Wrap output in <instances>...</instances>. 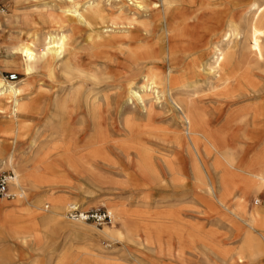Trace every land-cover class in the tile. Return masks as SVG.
Masks as SVG:
<instances>
[{"label":"rangeland","instance_id":"1","mask_svg":"<svg viewBox=\"0 0 264 264\" xmlns=\"http://www.w3.org/2000/svg\"><path fill=\"white\" fill-rule=\"evenodd\" d=\"M61 1L64 0H0V79L19 87L27 83L29 78L22 72L20 62L12 57L10 47L23 40L33 42L36 30L56 34L61 31L40 21V15H58ZM258 1L259 8L252 15L242 17L238 22L240 31L232 35L230 42L244 44L246 55L264 63V33L258 30V26L264 23V0ZM13 17L18 24L10 25ZM86 37L87 32L80 29L71 42L75 41L79 50L80 65L91 71L90 58L84 50ZM110 59L117 60L113 55ZM154 67L168 70L166 64ZM10 74H17L19 82H9L7 77ZM116 74L114 68L107 69L110 78ZM112 80L97 82L89 76L70 78L59 74L51 81L40 73L37 83L44 88V96L48 97L47 100L44 97L42 102L57 100L62 105L70 95H74L78 104L58 117L53 116V107L35 119L29 116L30 112L22 116L29 125L21 133L16 151L20 161L13 168H22L30 178L25 195L19 201L22 208L11 207L10 204L14 203L11 187L13 198L0 201V264H183L174 256V251L179 248L178 240H170L169 233L177 230L186 237L187 233L197 234L193 228L219 235L224 247L222 254L205 249L201 244L196 245V252L186 250L185 257L193 264H237L240 253L243 264H249V253L243 252L246 250L237 241L238 235L244 233V245L248 236L245 221L238 220L239 227H236L225 220L219 222L218 216L210 215L203 203L204 193L192 179V164L199 159L195 154L194 158L191 157V148L183 145L188 131L181 108L198 105L211 127L218 151L208 143L201 144L207 167L213 168L221 156L246 167V163L253 162L263 150L260 146L249 148L258 140V143L264 141L259 120L254 121L252 117L260 100L236 102L229 108L219 105L213 98L212 89L217 79L205 70L197 78L176 74L174 83L166 87L165 93L160 90L162 93L158 97L152 95L146 99V103L152 102L151 109L148 104L146 107L143 103L129 100L124 95V86L112 84ZM258 80L264 85V73L263 79ZM142 83L138 80L132 87L139 96L143 95ZM89 94L97 97L100 103L97 116H89L85 112L84 98ZM2 106L0 104V108ZM8 123L9 119H0V174H14L12 168L3 162L16 145L8 137ZM127 125H130L129 129ZM140 153L158 167L161 160L174 162L177 166L174 178L162 172L163 182L157 186L134 184L140 182V178L133 175ZM261 166L258 165L259 168ZM222 174L223 171L218 170L215 176L218 179ZM247 194L251 202L247 211L252 209L254 202L260 204L264 197L255 191ZM234 196L232 210L241 217L244 203L240 198L243 195L236 191ZM71 208L79 213L107 216L114 210L122 215L125 222H132L138 228L135 234L140 239L125 234L122 242L112 240L104 235V231L119 226L120 222L116 221L114 225L111 222L84 221L81 224L70 215ZM172 214L178 215L179 220H171ZM146 226L167 232L162 235L163 249L144 241L142 228ZM230 230L235 232L234 236ZM20 233L27 239L20 240ZM252 236L261 240L256 235ZM170 246L172 254L168 253ZM263 258L258 257L256 261H263Z\"/></svg>","mask_w":264,"mask_h":264},{"label":"bare ground","instance_id":"2","mask_svg":"<svg viewBox=\"0 0 264 264\" xmlns=\"http://www.w3.org/2000/svg\"><path fill=\"white\" fill-rule=\"evenodd\" d=\"M259 4L257 0H64L59 3L58 15H40L41 22L49 23L51 28L61 31L56 34L36 30L33 33V42L28 43L26 40L14 42L10 47V53L20 62L22 72L29 79L21 87L0 79V104L3 105L0 108V119H9L7 134L16 144L3 161L6 162L5 166H10L14 171L11 185L14 203L10 204L11 207L22 208L19 201L25 195L26 183L30 178V175L24 174L22 168H13L14 164L20 161L16 151L22 137L21 133L29 125L22 120V116L24 114L27 116L30 112L29 116L35 119L41 112L48 113L53 107L55 109L53 116L58 117L60 114L64 115V112L78 101L76 96L70 95L62 105L57 100L51 101L53 105L51 102L46 104L42 102L45 97L42 91L44 88L37 83L40 73H44L46 79L51 81L59 74L70 78L76 75L89 76L97 82L102 79L103 81L113 79L112 84L124 86V95L129 97V100L143 103L145 106L148 104L152 109V102L146 103V99L152 95L158 97L160 93H165L166 87L174 83L176 74L184 78H197L208 70L209 74L213 73L217 79L212 89L213 98L219 105L229 108L236 102L260 100L252 117L254 121L259 120L264 134V85L258 80L263 79L264 63L246 55L244 44L230 42L232 35L240 31L238 22L245 15L256 12ZM18 23L13 17L10 25ZM258 28L260 33H264V23ZM80 29L87 32L84 50L90 58L91 71L83 69L80 65L79 50L75 46V41L71 42ZM112 55L117 58L116 62L110 59ZM195 56L198 58L194 59ZM156 64L160 66L166 64L168 70L154 67ZM108 68H114L117 74L110 78L107 75ZM138 80L143 82L141 96L132 90ZM83 104L87 115L97 116L100 108L97 97L89 94L84 98ZM181 111L188 131V138L183 139V145L191 148V157L194 158L195 154L199 159L193 162L191 175L204 193L205 207L209 209L210 215L219 217V222L225 220L239 227L238 220H244L249 232L243 245L246 251L243 252L249 253L251 259L264 256V241L261 237V240H256L252 236L254 235L252 230H258L264 235V209L259 202H254L252 209L247 211L251 206L247 193L255 191L264 194V141L259 144V140L256 142L253 140L255 142L253 146L250 144V149L260 146L263 150L253 162L246 163V167L234 164L233 160L228 161L221 155V159L216 161L213 168L207 167L201 153V144L208 143L209 147L218 151L211 127L205 121L204 113L198 105H187L181 108ZM127 128L129 129L130 125H127ZM32 144L31 140L30 145ZM259 164L263 168H259ZM218 170L223 171L219 180L215 176ZM176 171L177 166L174 162L161 160L158 167L148 160L144 153H140L133 174L140 178V182L134 184L154 187L163 182L162 172L172 179ZM133 175L130 177L135 180ZM236 191L243 195L240 198L244 203L241 217L232 210ZM69 207L74 208L71 204ZM110 214L112 224L115 225L116 221L121 224L106 229L104 235L120 242L123 241L125 234L140 239L135 234L139 230L132 222L131 224L125 222L122 215L114 210H111ZM170 218L173 221L179 220L176 214H172ZM76 221L84 223L82 220ZM142 229L146 243H154L163 249L162 235L167 232L152 229L151 226ZM193 229L197 234L187 233L186 237L177 230H171L169 233L170 240L175 238L178 240L179 248L174 251V256L179 262L193 264L185 257L186 250L196 252L195 247L198 244L222 254L224 247L219 235ZM19 235L20 240L27 239L21 233ZM168 249V253L172 254L171 246ZM236 261L237 264H243L241 253Z\"/></svg>","mask_w":264,"mask_h":264},{"label":"built area","instance_id":"3","mask_svg":"<svg viewBox=\"0 0 264 264\" xmlns=\"http://www.w3.org/2000/svg\"><path fill=\"white\" fill-rule=\"evenodd\" d=\"M9 82L18 83L19 76L17 74H10L8 77ZM14 179L13 173H3L0 174V201L7 198L11 199L13 196L10 194V187L12 185V180ZM70 215H73L78 220L86 221V222H97V223H112V218L107 215H101L100 213L90 214V213H79L76 210L70 212Z\"/></svg>","mask_w":264,"mask_h":264},{"label":"crops","instance_id":"4","mask_svg":"<svg viewBox=\"0 0 264 264\" xmlns=\"http://www.w3.org/2000/svg\"><path fill=\"white\" fill-rule=\"evenodd\" d=\"M260 206H261V208H263L264 209V197H262L261 198V200H260ZM247 227H246V229H245V231H247ZM231 231V230H230ZM244 231V232H245ZM255 231H256V233H255ZM252 233L254 234V235H256V236H258V237H261V239L264 241V235H263V233H261L260 231H258V230H252ZM230 234H231V236H234L235 235V232H230ZM243 237H244V233H242V234H240V235H238V238H237V241H239V245L241 246L242 245V248L243 249H246L245 247H243ZM258 259V258H257ZM248 260H250V262H249V264H264V258H263V261H261V260H257L256 261V259H251V258H249Z\"/></svg>","mask_w":264,"mask_h":264}]
</instances>
